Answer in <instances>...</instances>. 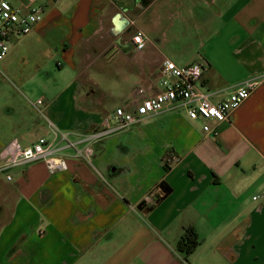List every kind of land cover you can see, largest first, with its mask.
<instances>
[{"label":"crops","instance_id":"obj_1","mask_svg":"<svg viewBox=\"0 0 264 264\" xmlns=\"http://www.w3.org/2000/svg\"><path fill=\"white\" fill-rule=\"evenodd\" d=\"M76 1L38 0L43 18L0 61V149L52 139L47 120L72 141L88 135L156 92L165 58L203 64L213 101L261 82L216 135L163 110L81 142L88 160L62 148L66 170L33 161L0 175V264H264V0ZM27 47L56 68L19 64ZM188 230L195 244L180 251Z\"/></svg>","mask_w":264,"mask_h":264},{"label":"built area","instance_id":"obj_2","mask_svg":"<svg viewBox=\"0 0 264 264\" xmlns=\"http://www.w3.org/2000/svg\"><path fill=\"white\" fill-rule=\"evenodd\" d=\"M42 18L43 6L38 0H0V61L8 53L11 43L29 33ZM125 18L130 26L134 25V18L128 14ZM147 40L144 31L137 27L130 35V41L137 50L142 49ZM203 68V64L197 61L177 65L170 59H163L157 69L156 92L138 98L132 110L114 108L100 119L91 133L77 141L70 140L68 133L60 132L48 120L52 139L39 137L27 146H23L17 139L9 140L0 149V175L10 180L11 169L33 161H42L50 173L66 170V160L59 154L62 148H70L75 157L88 160L92 152L91 146L88 144L81 149V142L86 140L93 143L101 137L127 129L143 117L163 110L182 111L188 120L200 122L203 132L216 135L218 124L226 120L229 114L245 101L260 84L261 79H246L225 98L213 101L212 92L202 84ZM143 92V89L138 88L134 95H142ZM41 103L42 99L38 98L33 106L38 108ZM56 137L64 141L63 147L54 145ZM256 197L257 195L253 198Z\"/></svg>","mask_w":264,"mask_h":264},{"label":"rangeland","instance_id":"obj_3","mask_svg":"<svg viewBox=\"0 0 264 264\" xmlns=\"http://www.w3.org/2000/svg\"><path fill=\"white\" fill-rule=\"evenodd\" d=\"M78 1H80V0H77L76 2H78ZM230 1H232V0H230ZM72 3H73V1H72ZM46 52L47 51H45V53ZM45 53L42 54L40 52V55H39V51H36L35 49H30L29 47H27V49H25V52H23V54L21 55V59L19 61H17V62L19 64H23V65H27L28 67H32L33 64L38 61L39 64H47L48 66H50V64H51V65H53V67L56 68L55 62L58 61L59 58L53 57L51 59ZM12 65L15 66L16 65V61H14L12 63ZM34 92L35 93H33V95L30 97L32 99H35V97L38 96V94H39L40 91H38L37 88H35ZM121 131H123V130H121Z\"/></svg>","mask_w":264,"mask_h":264},{"label":"trees","instance_id":"obj_4","mask_svg":"<svg viewBox=\"0 0 264 264\" xmlns=\"http://www.w3.org/2000/svg\"><path fill=\"white\" fill-rule=\"evenodd\" d=\"M195 244V240L191 231H186L185 235L181 238V242L178 245V250L188 252L190 248Z\"/></svg>","mask_w":264,"mask_h":264}]
</instances>
